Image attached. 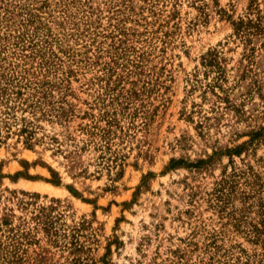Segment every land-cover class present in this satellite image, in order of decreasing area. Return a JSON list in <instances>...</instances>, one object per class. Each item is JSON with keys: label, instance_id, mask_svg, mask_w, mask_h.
<instances>
[{"label": "rangeland", "instance_id": "rangeland-1", "mask_svg": "<svg viewBox=\"0 0 264 264\" xmlns=\"http://www.w3.org/2000/svg\"><path fill=\"white\" fill-rule=\"evenodd\" d=\"M0 264H264V0H0Z\"/></svg>", "mask_w": 264, "mask_h": 264}]
</instances>
